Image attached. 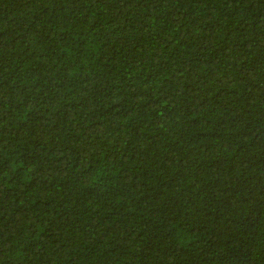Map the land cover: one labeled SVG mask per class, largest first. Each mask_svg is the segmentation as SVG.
<instances>
[{
	"label": "trees",
	"instance_id": "1",
	"mask_svg": "<svg viewBox=\"0 0 264 264\" xmlns=\"http://www.w3.org/2000/svg\"><path fill=\"white\" fill-rule=\"evenodd\" d=\"M0 264H264V0H0Z\"/></svg>",
	"mask_w": 264,
	"mask_h": 264
}]
</instances>
